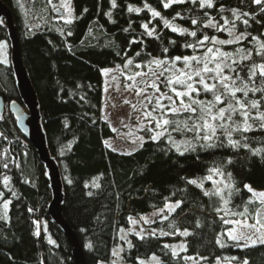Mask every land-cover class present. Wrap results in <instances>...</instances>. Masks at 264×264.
<instances>
[{"label": "trees", "instance_id": "1", "mask_svg": "<svg viewBox=\"0 0 264 264\" xmlns=\"http://www.w3.org/2000/svg\"><path fill=\"white\" fill-rule=\"evenodd\" d=\"M0 1L11 11L22 63L36 94L47 148L59 168L62 216L75 233L86 264H111L113 248L120 242L118 233L129 227L131 216L177 201H182L179 208L166 220L152 225L157 235L143 238L129 235L131 247L123 250L126 264H138L139 259L153 255L159 258L160 264H186L184 257L200 259L201 264L217 261L242 264L245 259L248 264H264V245L246 249L232 247L226 236L221 239L229 246L222 248L216 243L218 234L233 225L223 224L220 216L224 213L214 210L221 206L218 197L209 198L204 195L205 190L187 183L189 179L200 180L209 174V168L223 164L225 174H232L229 183L234 184L229 208L242 206L248 200L251 194L245 185L264 191V160L249 150L264 149V130L257 128L245 134L249 137L246 141L249 148L197 149L180 155L165 136L158 141L147 138L132 153H117L106 145L114 132L103 118L101 75L103 69L115 67L128 75L143 73L147 72V62L152 57L168 59L193 54L192 49L183 45L196 38L181 36L164 27L159 17L151 16L145 3L190 31L200 28L191 24V18L214 17L223 25L222 17L235 18L231 11L220 13L219 9L236 8L249 13L248 17L235 21L237 34L245 31L242 21L247 19V32L264 39V12L260 6L253 0H214L211 9H200L198 4L190 2L165 9L161 0H116L117 7L112 8L111 0H71L74 19L69 25L53 9L59 0H52L51 4L48 0ZM129 5L141 11L129 12ZM109 12L111 16L107 15ZM205 12L208 17L204 16ZM144 23L156 29L153 36H148L141 27ZM69 31L72 35L67 34ZM203 34L230 38L227 31L211 27L199 30L197 38ZM171 40L176 43L170 44ZM0 41L7 45L10 54L3 20ZM217 46L222 51L234 52L237 48L251 49L253 42L249 36L240 44ZM201 52L198 50L195 54ZM128 59L134 63L125 68ZM253 60L261 62L255 53ZM136 63L144 66L137 69ZM241 75L246 76V70ZM0 98L4 106L0 112V264H73L71 248L62 230L48 215L52 193L47 171L17 129L16 119L8 109L10 103L21 104L9 59L6 64H0ZM255 98H259V93ZM171 135L177 143L191 137V133L184 136L172 132ZM228 159L231 164L227 163ZM5 177L8 184L4 182ZM6 201H11L7 220L3 219ZM235 210L243 211V208ZM185 229L190 235H182ZM180 242H184L186 251L173 255L171 245ZM233 256L238 259H226Z\"/></svg>", "mask_w": 264, "mask_h": 264}, {"label": "snow or ice", "instance_id": "2", "mask_svg": "<svg viewBox=\"0 0 264 264\" xmlns=\"http://www.w3.org/2000/svg\"><path fill=\"white\" fill-rule=\"evenodd\" d=\"M161 2L165 9L173 4L186 2L193 5L198 4L200 9L214 7V0H161ZM48 3L51 4L52 0H48ZM253 3L260 6L261 12H264V0H253ZM111 7H117L116 0H111ZM144 7L153 18L159 17L164 27L172 32L181 36L196 38L183 45V47L193 50L192 55L175 56L168 59L152 57L147 62L149 72H135L127 77L132 83L126 84L125 88L133 90L137 96L143 98L140 101L144 109L141 116L154 125V127H147V131L152 133L150 139L158 141L161 137L166 136L168 142L175 147L180 155H184L185 152H196L197 149L249 148L248 143H246L249 137L245 134L257 128L264 130V39L247 32V26H249L247 19L242 21L246 26L245 31L239 34H237L235 23L242 17H248L249 13L236 8L226 10L221 7L220 13L231 11L235 19L228 20L222 17L224 24L221 25L215 21L214 17H208V13L205 12L204 16L208 17L206 20L199 17L191 18V24L193 26L200 25V28L190 31L188 28L179 27L169 19L164 18L161 12L149 4L145 3ZM61 8L67 13V15H61V19L64 20L65 24L70 25L74 19L71 0H61L59 5H53V9L57 12ZM128 11L139 13L141 9L129 5ZM107 15L111 16V13L109 12ZM179 15V13L176 14L177 17ZM175 18L173 17V20ZM149 23H144L141 27L144 28L148 36H153L156 29L149 28ZM210 27L217 31H227L230 38L218 39L216 36H209L208 34H203L202 38H197L199 30ZM124 31H128V29H124ZM67 34L72 35V32L69 31ZM249 36L253 42L251 49L237 48L231 52L222 51L221 47L217 46L240 44ZM156 38L159 39L158 34ZM169 43L174 45L176 41L171 40ZM209 44L211 46H208ZM5 48L6 44L0 42V64L7 63ZM198 50H202L200 55L195 54ZM163 52L166 54L168 48L165 47ZM253 53L260 57L261 62L257 63L253 60ZM136 55L139 56L140 52H137ZM149 55L151 54L149 53ZM133 63L132 59H128L124 67L128 68ZM152 65H155L156 69H153ZM143 66L141 63L134 65L137 69ZM245 70L246 76H242L241 73ZM109 71L105 69L104 73L107 74ZM137 77L143 78L137 80ZM257 93H259V98H255ZM202 95L205 98L202 99ZM132 107L136 109V105H132ZM141 130H143V125ZM172 132H178L184 136L191 133V137L177 143L171 135ZM234 135L237 138H233ZM140 139L143 142V138ZM249 150L252 155L260 156L264 160V149ZM227 163L231 164V159H228ZM7 166L5 163L4 167ZM223 168V164L215 165L209 168V174L200 180H187L188 184L200 188H203L204 180L212 181L213 188L205 190L204 195L209 198L218 197L221 206L215 207L214 210L218 214L224 213L223 216H220L223 224L233 225V227L218 234L216 243L222 248L229 246L226 241L221 239L226 236L227 240L232 242V247L246 249L264 245V191H257L250 185H245V189L251 194L248 200L242 206L229 208L228 205L234 195V184L225 182L223 179L215 180L213 178L214 176L224 177L227 175L228 181H231L232 174L230 172L225 174ZM7 183L8 178L5 177V184ZM10 203L11 201H6L3 208L7 210ZM181 204L182 201H177L175 204L166 205V207L171 213ZM252 205L255 207L250 208ZM236 207H242L243 211H236ZM225 217H239V219H226ZM164 218L167 219L166 216ZM249 220H252L253 223H249ZM182 235L188 236L190 233L185 229ZM129 247H131L130 242ZM164 247L169 248L170 246L164 245ZM180 247L186 251L184 245ZM113 255H117V250H113ZM173 255H177L175 250H173ZM152 259L156 261V264H160L157 257L153 256ZM184 259L194 260L193 257H184ZM226 259L236 261L238 258L233 256ZM242 264H248V261L245 259Z\"/></svg>", "mask_w": 264, "mask_h": 264}, {"label": "rangeland", "instance_id": "3", "mask_svg": "<svg viewBox=\"0 0 264 264\" xmlns=\"http://www.w3.org/2000/svg\"><path fill=\"white\" fill-rule=\"evenodd\" d=\"M61 0H59V5ZM72 8V6H71ZM60 15H67L64 9H60ZM73 15V12H72ZM63 20V19H62ZM64 21V20H63ZM4 43L3 41H0ZM4 53L6 54V59L10 58V54L8 52V48L4 49ZM153 69H156L155 65L151 66ZM110 70L107 74L104 73L103 69L101 71L102 79H103V118L111 127V130L114 132V137L107 141V147L117 153L121 154H129L140 148V146L147 140L150 139L152 133L147 131V127H154V125L150 124L148 121L144 120L141 116V112L144 110L141 106L140 101L143 99L140 96H137L135 92L131 89H126V84H131L132 82L127 79L129 76L126 74L121 68H107ZM158 70V69H157ZM150 69L148 68L147 72ZM142 73V72H141ZM116 77V79H113ZM143 77H137V80L142 79ZM107 88V91H105ZM149 91H151L149 89ZM128 101V103H125ZM146 103V101H145ZM132 105H136V109L132 107ZM138 109V110H137ZM150 109V106H149ZM143 125V130H141ZM143 138V142L140 138ZM162 138V137H161ZM215 180H225L228 182L226 176H214ZM5 182V179H4ZM8 184V183H7ZM213 188L212 181L204 180L203 181V190H210ZM261 191V190H257ZM176 202H169V204H175ZM166 205L160 209L152 210L146 214L131 216L129 218V227L127 229H121L118 233V237L120 239L119 244L113 248V250H117V255H113V262L115 264H126L123 261V250L129 248V235H135L139 238L141 236L145 237L148 235H157L158 233L153 230L152 225L156 221L166 220L172 213H169ZM9 208V206H8ZM8 209L5 210V216L3 219L7 220ZM227 238V237H226ZM181 245L185 244L184 242H180L177 244L171 245L172 251L175 250L176 253L183 250L181 249ZM154 256V255H153ZM153 256H150L145 259H139L138 264H156V261L152 259ZM156 257V256H155ZM158 258V257H157ZM159 260V258H158ZM160 261V260H159ZM201 264L202 260H187L186 264ZM217 264V262L215 263ZM219 264H232V263H222Z\"/></svg>", "mask_w": 264, "mask_h": 264}, {"label": "water", "instance_id": "4", "mask_svg": "<svg viewBox=\"0 0 264 264\" xmlns=\"http://www.w3.org/2000/svg\"><path fill=\"white\" fill-rule=\"evenodd\" d=\"M6 24L7 36L10 44V63L14 73L16 87L21 104H9V111L16 119L17 129L26 137L28 144L34 149L37 158L47 171L52 199L48 206V215L62 230L70 248L73 264H86L83 249L69 225L62 216V181L59 168L50 156L44 132L40 124V114L36 94L31 85L27 71L23 66L19 44V36L14 25L11 11L0 1V21ZM3 101L0 98V112L3 111Z\"/></svg>", "mask_w": 264, "mask_h": 264}]
</instances>
